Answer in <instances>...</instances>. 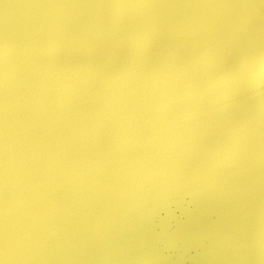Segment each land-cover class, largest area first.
Here are the masks:
<instances>
[{
	"label": "water",
	"instance_id": "obj_1",
	"mask_svg": "<svg viewBox=\"0 0 264 264\" xmlns=\"http://www.w3.org/2000/svg\"><path fill=\"white\" fill-rule=\"evenodd\" d=\"M0 264H264V0H0Z\"/></svg>",
	"mask_w": 264,
	"mask_h": 264
}]
</instances>
